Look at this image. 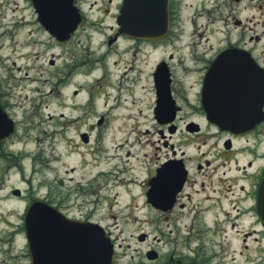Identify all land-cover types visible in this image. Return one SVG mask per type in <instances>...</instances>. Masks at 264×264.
<instances>
[{"label":"flooded vegetation","instance_id":"1","mask_svg":"<svg viewBox=\"0 0 264 264\" xmlns=\"http://www.w3.org/2000/svg\"><path fill=\"white\" fill-rule=\"evenodd\" d=\"M247 1L256 9L264 6V0ZM26 2L31 15L22 21L18 18L16 23L35 25L38 29L35 32L40 33L42 42L52 43L64 52L69 45L78 44L85 32L97 26L107 29L103 42L108 46L107 51L117 57L114 64L133 50V59H128L125 69L117 76L119 87L130 89L140 77V70L132 73L137 67L136 51L143 50L144 57L149 47L160 54L154 59L152 68L146 71L151 104L144 106L143 121V124H151L157 138L149 141L151 152L134 156V162L142 168L143 174H136L139 180L128 181L134 180L140 188L142 219L150 228L133 230L126 235L125 222L102 221L117 219L116 213H102L101 217H95L94 209L75 213L62 198L49 193L43 197L32 196L25 209L34 200H42L59 211L45 214L46 219L101 224L113 243L110 264H264V223L258 200L264 178V103L258 121L237 130L214 123L204 107V99L208 97L205 79L223 51L236 49L241 57L249 56L264 72V46L259 41L263 31L252 32L235 14L231 16L230 24L234 34L229 29L214 30L211 24L228 21L229 17L211 10L207 14L208 20L201 24L198 21L204 14L193 11L189 16L193 20L188 21L184 33L179 0H170L165 35L136 38L119 31L116 18L123 0H93L89 5V8L95 6L93 16L84 7V0H73L81 13V22L69 37L59 40L39 21L35 0ZM240 12L239 9L238 14ZM107 16L112 19L109 24H105ZM200 30L207 34L199 35ZM214 32L223 35L213 39ZM120 41H124L122 46ZM168 46L174 49H165ZM250 71L249 74L254 72L253 69ZM247 88L250 91V86ZM1 90L0 107L11 116ZM250 96L251 93L247 95ZM130 156L131 152H126L127 159ZM130 169L134 170L132 164L125 170ZM108 172L95 170L79 183L77 189L89 192L99 200L102 195L100 178ZM129 175L132 177L131 173ZM129 201L130 209L120 215L121 220L139 219L132 208V203L138 206L137 197L130 196ZM109 202L111 208L113 202L108 199ZM63 225L67 222L50 223L49 228L57 231ZM11 229L14 228H8L7 232L13 231ZM19 229L24 240L19 254L24 255L25 264H68L71 256L53 247H47L45 254L37 255L27 243L24 226ZM4 262L2 260L0 264Z\"/></svg>","mask_w":264,"mask_h":264},{"label":"rangeland","instance_id":"2","mask_svg":"<svg viewBox=\"0 0 264 264\" xmlns=\"http://www.w3.org/2000/svg\"><path fill=\"white\" fill-rule=\"evenodd\" d=\"M92 1L84 0L83 5L93 16L95 6L89 8ZM27 3L26 0H0V88L16 122L15 130L0 146V263L4 260L5 264L26 262L24 255L19 254L24 240L17 226L22 223L23 209L32 196L43 197L49 193L62 198L75 213L89 209L95 210V217L110 211L116 213L117 219L102 221L125 222L126 235L133 230L150 228L142 219L140 188L134 180L128 181L139 180L136 174H143L134 156L151 152L149 141L157 138L151 124L143 121L144 106L151 104L146 71L152 68L160 53L147 47L143 57V50L136 51L137 67L132 73L140 70V77L130 89L119 87L117 76L125 69L128 59H133V50L114 64L117 57L107 51L108 46L103 42L107 29L97 26L64 52L52 43L42 42L35 25L16 23L18 18L22 21L30 17ZM178 7L184 33L188 21L193 20L189 18L193 11L204 14L198 21L201 24L208 20L209 11L218 10L228 15L229 20L211 24L214 30L229 29L234 34L231 16L239 15L252 32L263 31L259 41L264 46V6L256 9L247 0H179ZM111 21L107 16L105 24ZM206 34L199 31V35ZM221 34L214 32L211 38L217 39ZM123 43L120 41L121 46ZM101 117L104 120L98 123ZM85 133L88 142L81 139ZM126 152H131L128 159ZM131 164L134 170L126 171ZM97 169L109 171L100 178L99 200L77 189ZM14 188L20 190L21 197L10 193ZM130 196L137 197L138 206L132 203V208L139 219L121 220L120 215L130 209ZM108 199L113 202L111 208ZM8 228L14 229L7 232Z\"/></svg>","mask_w":264,"mask_h":264},{"label":"water","instance_id":"3","mask_svg":"<svg viewBox=\"0 0 264 264\" xmlns=\"http://www.w3.org/2000/svg\"><path fill=\"white\" fill-rule=\"evenodd\" d=\"M168 0H125L118 17V23L125 32L142 36L144 33H156L164 31L167 22ZM59 7H58V5ZM47 9L40 12L41 20L59 36L65 32V22L68 21L67 31L72 23L79 20L76 9L72 7L71 0H47ZM150 21H157L152 25ZM160 22L163 24L160 25ZM158 24V25H157ZM251 69L258 71V66L253 65L248 57H240L236 53L226 52L222 54L213 65L206 81L208 96L205 109L216 123L222 127L232 128L242 123L249 106L241 97L245 92L246 79L252 78ZM256 83L259 80V88L252 91L256 95L250 111L257 112L262 104L264 96V75L255 73ZM211 99L213 101H211ZM243 115V116H242ZM13 121L0 110V138L8 135L13 130ZM81 138L87 141L86 134ZM263 198L262 217L264 219V182L261 190ZM53 208L36 202L31 205L25 217L26 236L36 254H45L47 247H53L71 256L68 264H109L112 244L105 237L102 227L91 223L73 222L58 227L57 231H51L49 219L45 214L56 213ZM52 222H55L53 220ZM60 253V252H59Z\"/></svg>","mask_w":264,"mask_h":264}]
</instances>
